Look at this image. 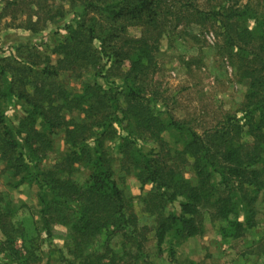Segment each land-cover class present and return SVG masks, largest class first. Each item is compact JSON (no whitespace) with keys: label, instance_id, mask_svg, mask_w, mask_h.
I'll use <instances>...</instances> for the list:
<instances>
[{"label":"trees","instance_id":"trees-1","mask_svg":"<svg viewBox=\"0 0 264 264\" xmlns=\"http://www.w3.org/2000/svg\"><path fill=\"white\" fill-rule=\"evenodd\" d=\"M0 1V28L48 32L0 55L1 173L13 188H35L38 206L33 232L0 197V264H157L206 224L227 243L264 221V0ZM208 33L229 81L247 89L239 110L201 127L193 114L177 116L157 54L165 36L202 48ZM181 61L189 83L203 85L202 59ZM58 134L66 151L50 160ZM116 165L139 195L120 187ZM57 227L64 245L45 252ZM248 249L264 264V239Z\"/></svg>","mask_w":264,"mask_h":264},{"label":"rangeland","instance_id":"rangeland-1","mask_svg":"<svg viewBox=\"0 0 264 264\" xmlns=\"http://www.w3.org/2000/svg\"><path fill=\"white\" fill-rule=\"evenodd\" d=\"M1 7L2 2L0 1V12ZM7 24L5 23V25ZM4 30L5 28H0V55L1 51L7 50V48H10L19 41L31 39L37 42L40 37L45 38L48 34V32H43L37 36H30L29 33H25L23 30L13 29L9 35ZM130 34L138 36L139 30L131 28ZM200 37L207 42L205 47L201 48L193 41H183L179 38L165 36L160 43V51L157 57L161 64L159 77L164 80L167 84L166 87L170 88L172 94L177 95L178 93L179 95V103L176 106L177 116L183 117L184 115L193 114V117L198 119L197 123L203 127L215 122L224 112L235 113L239 110L247 88L245 85L236 84L233 80L232 82L229 81L232 77L231 67L226 61L219 58L214 49L215 44L211 43V40L206 38V35L203 34ZM182 56L202 59L205 64L204 74L200 75L203 85L196 87L189 83H192V81L191 79L188 81V77L185 74L186 71L181 61ZM62 78H64L68 90H80L81 81L70 79L67 75H63ZM85 78L92 80L91 75ZM215 78H220L222 83L215 84ZM187 86L189 88L185 89ZM21 115L20 109L17 106L12 105L8 108V117L11 122L16 123ZM54 141V151L49 155L50 160L63 155L66 151L62 134L55 136ZM150 146L148 145L145 148L149 149ZM2 168L3 166L0 163V197L2 198V205L10 203L17 209L14 220L29 225L30 229L35 232L33 215L38 211L37 190L26 185L13 188L7 179L8 177L1 173ZM115 170L117 171L116 178L120 187L128 195H139L140 184L135 178L131 176L123 177L124 175L119 172L117 165ZM85 176L86 174L80 172L75 174L74 178L77 182L82 183ZM184 176L192 182L195 180L194 175L189 169L184 170ZM136 208L137 212L142 215L140 211L141 205L137 204ZM141 224L152 223L149 218L142 216ZM65 238L66 230L57 227L53 242L41 244V248L45 252L50 247L52 249L54 247L60 248L64 245ZM261 238L264 239V221L262 222L261 220L257 229L248 235L246 239L227 243L220 240L216 234V230L210 224H206L204 235L186 241L180 250H176L173 261H170V258L165 253L164 258L159 260L157 264H262L263 258L257 255V251L252 249L253 251L250 252L248 249ZM121 243L122 239L118 237L112 241L111 247L119 252L121 250ZM42 264L45 263L43 262Z\"/></svg>","mask_w":264,"mask_h":264},{"label":"crops","instance_id":"crops-1","mask_svg":"<svg viewBox=\"0 0 264 264\" xmlns=\"http://www.w3.org/2000/svg\"><path fill=\"white\" fill-rule=\"evenodd\" d=\"M12 30H13V29H5L4 32H5L6 34H9V33L12 32ZM24 32L26 33V31H24ZM27 33H28V32H27ZM9 35H10V34H9ZM42 38H44V37H40L37 41H40ZM192 239H194V238H192ZM185 243H186V242H185ZM185 243H184V244H185ZM184 244H182L181 246L177 247L176 250H178V249L180 250V249L183 247Z\"/></svg>","mask_w":264,"mask_h":264},{"label":"built area","instance_id":"built-area-1","mask_svg":"<svg viewBox=\"0 0 264 264\" xmlns=\"http://www.w3.org/2000/svg\"><path fill=\"white\" fill-rule=\"evenodd\" d=\"M206 38H208L209 40H211V43L214 44V42H215V36H214L213 33L206 34Z\"/></svg>","mask_w":264,"mask_h":264}]
</instances>
